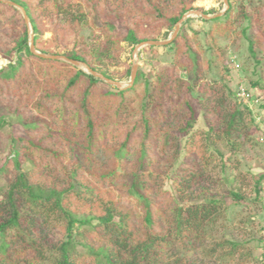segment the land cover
<instances>
[{
  "label": "trees",
  "instance_id": "16d2710c",
  "mask_svg": "<svg viewBox=\"0 0 264 264\" xmlns=\"http://www.w3.org/2000/svg\"><path fill=\"white\" fill-rule=\"evenodd\" d=\"M10 1L30 18L37 51L115 79L131 74V66L123 75L118 68L123 43L167 39L199 0ZM210 22L211 50L222 53L219 30L245 41L240 71L262 115L264 1L229 0ZM165 48L173 65L154 83L140 92L139 74L119 90L33 54L21 12L0 1V55L9 62L0 69V103L11 114L0 117V131L10 127L0 264H264V245L256 255L249 244L253 233L227 236L244 231L229 209L264 208V171L251 182L238 173L248 153H261L254 111L230 87L228 64L219 79L206 78L184 25ZM200 119L206 128L198 129Z\"/></svg>",
  "mask_w": 264,
  "mask_h": 264
},
{
  "label": "rangeland",
  "instance_id": "374dc122",
  "mask_svg": "<svg viewBox=\"0 0 264 264\" xmlns=\"http://www.w3.org/2000/svg\"><path fill=\"white\" fill-rule=\"evenodd\" d=\"M235 1L239 2V0H235ZM194 7L195 9L193 10H199L203 13L212 12V10L215 11L214 14L212 13L206 15L219 14L224 10L227 11L226 9H228L227 6L225 5L224 0H199L195 2ZM188 19H190V21L186 22ZM188 19L183 23L184 31H186L187 34L192 39L193 45L195 47L196 55H198L201 59V70L206 75V78L209 80L212 78L219 79L221 76H223L225 71L224 70V62H225L226 64H228L230 68L229 73L231 76V80L228 81L230 87L232 89H236V88L238 89L241 86H246L245 84L247 83V81H245V77L243 76L242 71H240L241 70L240 66L243 65L244 67L245 64L248 63L246 60L248 53H247V47L245 41L240 39L234 40L231 36H229V33L227 31L220 32L219 30V33L216 36L217 47L219 50H221L222 53L217 52L215 49L211 50L209 47L210 45L207 43L208 40L206 39L205 36L206 34L205 32L209 29V27H213V24H211L210 22L211 19H204L198 16H191ZM173 32L171 33V35L173 34ZM196 32L198 33V35H196ZM171 35L167 39H163V37H161L159 40H154V41H158V42L166 41L171 37ZM43 37L44 39H50L51 33L47 32ZM123 46H124V51L121 54V62L123 65L118 67L119 70L121 71L120 74L123 75L127 66H131V70H132L133 64L137 63L138 71H137L136 79L139 77V74H141L139 91L142 93L146 83L155 82L156 75L158 72H160L162 69L166 67H170L173 65V52L172 50L165 48V46L142 47L139 50L137 56L135 55V49L137 46L134 49L131 48L127 43H123ZM149 47H152V49H150ZM48 54L54 55L52 53H48ZM59 56H63V55L59 54ZM15 60L16 57L14 58L13 61L15 62ZM8 64L9 62L3 59L0 55V69L6 67ZM77 68L84 71V69H81L79 67ZM184 76L185 78L191 81H194L195 79L194 74L192 72L191 73L184 72ZM130 77L131 74L130 76L124 78H115L112 80L120 82L124 86H128L130 83ZM255 95L252 93L253 96L252 98L254 101L257 100L256 97H258L257 94ZM259 97L260 98H258V102H260V100L261 101L263 100L260 95ZM251 110L254 111V115L256 116L257 126L263 127L264 121L260 120L259 122L258 119L260 118V116H264V113L262 114L261 112L262 115H259V113L255 111L254 104ZM10 116L11 114H9L0 103V117H7L10 119L11 118ZM197 127L198 129L206 128L205 121L203 119H200ZM259 135H260V130L258 131L257 135L254 136V139L257 142H259L258 141ZM9 146H10V127H6L0 131V169L3 167H7L6 162L10 158ZM257 147L258 148H256V150L260 149L261 153L260 154L257 153V155L256 154L252 155V153L251 154L248 153L246 155L248 158L242 159V166L240 167V170L238 172L240 175L246 176L247 179H250V182L253 179L252 175L256 176L264 171V146L262 144L261 145L258 144ZM30 167L31 164L28 161H26V163L24 164V169L27 170ZM1 175L2 174H0V188H2L6 182V178H4ZM228 217L230 219H235V217H237L236 220L237 219L238 220L236 221V224L238 223L237 226L241 227V229L244 228V231L243 232H238L236 230L227 231V236L246 241L252 238V233H253V235H255V238L253 237V239L255 240L250 241L249 244L255 248L254 252L256 255L260 254L259 247H262L264 245V239H262L264 235V208L262 204L244 202L241 206H236L234 208L229 209ZM254 217L255 220L252 222Z\"/></svg>",
  "mask_w": 264,
  "mask_h": 264
},
{
  "label": "water",
  "instance_id": "95a60500",
  "mask_svg": "<svg viewBox=\"0 0 264 264\" xmlns=\"http://www.w3.org/2000/svg\"><path fill=\"white\" fill-rule=\"evenodd\" d=\"M1 2L3 3H6V4H9L13 7H15L16 9H18L24 20H25V23L28 27V32H29V46H30V50L33 54L41 57V58H44V59H52V60H60V61H64V62H67L73 66H76V67H79L81 69H84L85 72H87L88 74H91L93 75L94 77H96L97 79H100L102 81H104L105 83L109 84L110 86L112 87H115L119 90H125V89H128V88H131L134 83H135V80H136V76H137V71H138V65L137 63H134L133 64V67H132V70H131V77H130V83L128 86H124L122 85L120 82H117V81H114L112 79H109L107 78L105 75H103L102 73H99L97 71H94L91 67H89L86 63L84 62H81V61H78V60H74V59H70L66 56H56V55H50V54H44V53H41L39 51L36 50V47H35V44H34V33H33V27L31 25V21H30V18L28 17L26 11L24 10L23 7H21L20 5L16 4L15 2L13 1H10V0H0ZM225 1V5L227 6V8H229V3H228V0H224ZM227 10V9H226ZM226 11H222L221 13L219 14H215V15H206L204 14L203 12L199 11V10H191L187 13H185L182 17V19L176 24L175 26V29H174V32L173 34L171 35V37L166 40V41H163V42H158V41H147V42H142L140 43L136 49H135V55L137 56L138 55V52L139 50L142 48V47H145V46H167L169 45L170 43H172L176 37L178 36L180 30H181V27L183 25V23L188 19L190 18L191 16H198V17H202L204 19H213V18H217V17H220L222 16Z\"/></svg>",
  "mask_w": 264,
  "mask_h": 264
},
{
  "label": "built area",
  "instance_id": "2783aa9c",
  "mask_svg": "<svg viewBox=\"0 0 264 264\" xmlns=\"http://www.w3.org/2000/svg\"><path fill=\"white\" fill-rule=\"evenodd\" d=\"M237 97L239 103L247 105L250 109H252L253 98L251 93L245 88V86H241L240 88L237 89ZM260 120L264 121V116H260L258 121L260 122ZM259 130H260V135L258 136V141L260 144L264 145V126L263 127L259 126ZM262 196L264 199V188L262 191Z\"/></svg>",
  "mask_w": 264,
  "mask_h": 264
}]
</instances>
